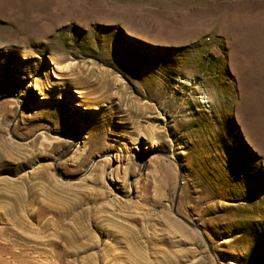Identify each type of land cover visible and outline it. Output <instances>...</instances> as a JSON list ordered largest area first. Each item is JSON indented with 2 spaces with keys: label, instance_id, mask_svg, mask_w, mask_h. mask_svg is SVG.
Returning <instances> with one entry per match:
<instances>
[{
  "label": "rangeland",
  "instance_id": "rangeland-1",
  "mask_svg": "<svg viewBox=\"0 0 264 264\" xmlns=\"http://www.w3.org/2000/svg\"><path fill=\"white\" fill-rule=\"evenodd\" d=\"M0 264H264V0H0Z\"/></svg>",
  "mask_w": 264,
  "mask_h": 264
}]
</instances>
